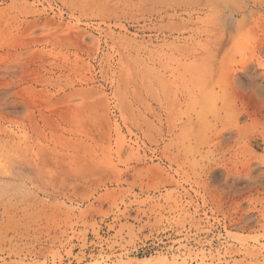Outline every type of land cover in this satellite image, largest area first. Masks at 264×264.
<instances>
[{"label": "rangeland", "instance_id": "rangeland-1", "mask_svg": "<svg viewBox=\"0 0 264 264\" xmlns=\"http://www.w3.org/2000/svg\"><path fill=\"white\" fill-rule=\"evenodd\" d=\"M0 264H264V0H0Z\"/></svg>", "mask_w": 264, "mask_h": 264}, {"label": "clouds", "instance_id": "clouds-1", "mask_svg": "<svg viewBox=\"0 0 264 264\" xmlns=\"http://www.w3.org/2000/svg\"><path fill=\"white\" fill-rule=\"evenodd\" d=\"M7 156V149L0 148V158ZM35 191L31 184H0V201L12 205H22L30 201L35 196Z\"/></svg>", "mask_w": 264, "mask_h": 264}, {"label": "bare ground", "instance_id": "bare-ground-1", "mask_svg": "<svg viewBox=\"0 0 264 264\" xmlns=\"http://www.w3.org/2000/svg\"><path fill=\"white\" fill-rule=\"evenodd\" d=\"M120 263H117V264H167L165 261H158L157 260L154 262L153 260L152 261H149L148 259H141L139 260L138 262H133V261H128V262H124V263H121V261H119Z\"/></svg>", "mask_w": 264, "mask_h": 264}]
</instances>
